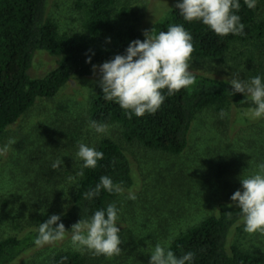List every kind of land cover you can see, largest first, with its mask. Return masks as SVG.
Wrapping results in <instances>:
<instances>
[{"label":"rangeland","instance_id":"374dc122","mask_svg":"<svg viewBox=\"0 0 264 264\" xmlns=\"http://www.w3.org/2000/svg\"><path fill=\"white\" fill-rule=\"evenodd\" d=\"M91 0H49L47 18L58 34L74 38L86 34L85 14ZM177 0H113L112 21L116 30L134 26L144 33L162 21ZM127 10L128 14H122ZM255 22H264V0L255 7ZM109 46L111 38L103 37ZM62 58L37 51L28 75L42 79ZM99 66V65H98ZM189 71L225 81L238 73L247 80L264 77V36L259 40L234 43L218 60L190 58ZM99 73L72 78L56 96L37 100L0 138L9 145L0 156V241L19 237L34 229L36 218L45 213L60 214L71 205L78 184L81 161L78 145L96 147L103 140L118 145L128 157L134 185L109 203L119 208L121 252L112 257L78 250L70 234L38 247L14 264H49L60 252L81 254L86 264H148L156 244L171 242L207 217L217 214L221 203L233 205L230 197L241 188L240 179L258 171L264 163V118L254 119L249 111L232 106L199 112L192 123L188 147L179 156L145 149L128 143L119 125H106L97 133L89 123V109L98 86ZM227 113L221 117L220 112ZM62 159L63 166L52 164ZM227 173L219 179L220 168ZM134 191L136 200L126 199ZM66 206V207H65ZM244 251L264 255V233H247L244 224L230 239Z\"/></svg>","mask_w":264,"mask_h":264},{"label":"trees","instance_id":"16d2710c","mask_svg":"<svg viewBox=\"0 0 264 264\" xmlns=\"http://www.w3.org/2000/svg\"><path fill=\"white\" fill-rule=\"evenodd\" d=\"M259 1V0H258ZM49 0H0V138L4 131L16 123L37 100L50 99L72 79L88 78L94 72L92 65H100L117 54H124L130 41L144 35L134 26L116 30L112 21L113 0H91L85 14L86 34L67 38L58 34L56 25L47 18ZM177 2V1H176ZM175 2V4H176ZM173 8L160 22L153 25L154 33L166 31L170 25L183 24L192 35L191 58L218 60L227 54L236 42L259 40L264 36V22H255V8L248 9L241 0L239 15L245 25L242 35L220 37L208 31L197 21L185 22ZM122 14H128L122 10ZM111 38L109 46L96 40ZM37 51L52 57L62 58L58 66L42 79H31L28 72L33 55ZM91 57V62L85 61ZM195 83L189 89H181L167 96L155 114L142 117L133 115L129 119L123 109L112 101H106L99 90L93 97L89 109V123L116 124L122 128V137L128 143H137L145 149L179 156L188 147V137L196 115L210 107L222 110L232 106L238 112L253 107L242 94L227 96L231 86L217 80L192 74ZM166 94V89L162 90ZM91 125V123H90ZM104 158L97 166L84 169L69 208L60 214L66 230L80 219L89 218L96 210L106 208L118 193L101 190L91 200L84 193L94 188L101 176H109L124 190L134 185L132 167L123 150L110 140H103L96 147ZM227 173L220 168L217 177ZM217 214L202 220L197 226L180 234L170 244L171 250L181 256L191 251L194 264H264V255L256 251H244L230 243L234 233L242 228L238 207L221 203ZM50 215L36 218L34 229L19 237L0 241V264H14L36 248L34 239L37 229ZM49 264H86L84 257L76 252H60L51 257Z\"/></svg>","mask_w":264,"mask_h":264},{"label":"clouds","instance_id":"9594fccd","mask_svg":"<svg viewBox=\"0 0 264 264\" xmlns=\"http://www.w3.org/2000/svg\"><path fill=\"white\" fill-rule=\"evenodd\" d=\"M258 0H243L248 9H254ZM175 8L185 22L197 21L208 31L223 37L242 35L245 25L238 14L241 0H177ZM144 39L130 41L124 54H117L99 66L92 65V71H98V86L106 101L117 103L131 119L142 117L146 113L155 114L167 96H172L181 89H189L195 78L189 71V61L193 52L192 35L183 24L170 25L166 31L154 33L145 31ZM110 39V38H109ZM86 63L91 62L89 57ZM231 86L227 96L242 94L244 100H250L253 107L249 109L254 119L264 118V77L257 75L243 79L238 73L225 78ZM166 89V94L162 91ZM227 113L220 112L224 117ZM91 127L97 133H103L106 125L91 121ZM9 145L0 147V156L7 153ZM76 156L81 161L78 175H84V169L95 168L97 162L104 158L103 152L84 143L78 145ZM63 166L62 159L52 164L56 169ZM258 171L240 179L241 188L230 197L233 205L238 207L244 231L247 233H264V163L257 166ZM101 190L123 194L124 189L109 176H101L94 188L84 193V198L91 200ZM126 199L136 200L134 191H128ZM231 206V205H230ZM66 207V206H65ZM61 216L50 215L37 229L34 239L36 246L43 247L70 234L78 250L90 251L94 255L112 257L121 252L119 208L115 203L96 210L89 218L80 219L66 230ZM148 264H194L195 254L191 251L177 256L170 247L156 244L149 253Z\"/></svg>","mask_w":264,"mask_h":264}]
</instances>
